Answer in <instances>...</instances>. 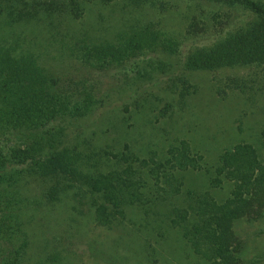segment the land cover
Returning <instances> with one entry per match:
<instances>
[{
    "label": "rangeland",
    "instance_id": "obj_1",
    "mask_svg": "<svg viewBox=\"0 0 264 264\" xmlns=\"http://www.w3.org/2000/svg\"><path fill=\"white\" fill-rule=\"evenodd\" d=\"M263 20L250 8L217 0H0V57L47 69L62 83L74 78L97 89L101 104L66 121L62 137L79 148L88 166L95 163L86 156L96 158L124 143L161 150L183 140L198 166L182 172L183 189L209 190L223 204L244 176L247 204L225 221V231L238 264H264V62L183 67L187 55L224 48ZM144 34L158 36L145 54L154 61L140 63L133 74L124 73L133 60L101 72L83 60L134 49ZM162 34L177 45L170 49ZM241 147L245 151L232 161H222L224 152ZM216 167L217 185L210 186ZM67 183L62 177L34 178L22 186L21 221L28 232L22 264H211L167 217L144 227L143 212L131 207L135 216L104 225L93 211V194ZM50 184L66 187L58 199L40 198ZM153 225L163 229V237L149 230Z\"/></svg>",
    "mask_w": 264,
    "mask_h": 264
},
{
    "label": "trees",
    "instance_id": "obj_2",
    "mask_svg": "<svg viewBox=\"0 0 264 264\" xmlns=\"http://www.w3.org/2000/svg\"><path fill=\"white\" fill-rule=\"evenodd\" d=\"M217 1L250 8L264 18V3L257 0ZM159 36L163 37L161 40L164 39L170 49L177 45L172 36ZM156 37L148 39L144 34L138 39L136 50L127 47L116 54L83 56V60L99 72L111 65L133 60L131 69L124 72L133 74L132 71L135 72L140 63L148 61L151 65L154 61L145 54L155 45ZM2 56L0 264H22L27 249L28 232L21 221L26 197L22 194V186L29 179L42 182L53 177H62L70 187L93 194V211L97 220L104 225L123 223L128 215L135 214L134 208H131L135 207L143 212L141 223H144V227L149 226L150 220L164 223L167 217L168 225L179 228L193 251L211 264H238L235 251L228 244L230 236L225 231V221L238 217L239 211L247 204L244 176L232 191L233 199H226L223 204H218L209 196V190L199 193L200 190L183 189L182 172L198 167L194 153L183 140H176L161 150H138L124 143L118 148L104 150L97 159L94 155L86 156L95 163L93 167L88 166L79 148L65 145L62 137L66 121L69 123L72 119L82 118L101 104L97 89L80 85L74 78L62 83L59 76L47 69L25 67L27 62L24 60ZM261 62H264V20L237 34L224 48L209 54L187 55L183 67L211 70ZM157 65L153 69H159ZM244 151V147L241 150H227L221 156L222 161L225 157L232 161L236 153ZM100 160L102 165L99 167ZM228 165L235 164L229 161ZM215 174L209 180L210 186L217 185L219 167H216ZM226 174L231 175L230 171ZM55 183L61 182L57 180ZM65 187L50 184L40 198L48 201L58 199ZM25 200L29 202L27 198ZM31 203L38 202L32 200ZM158 207L163 209H154ZM151 228L149 230L157 231L163 237L161 227L153 225ZM99 252L102 255L101 250Z\"/></svg>",
    "mask_w": 264,
    "mask_h": 264
}]
</instances>
